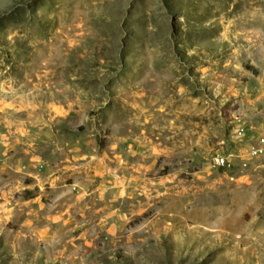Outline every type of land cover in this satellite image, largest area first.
Wrapping results in <instances>:
<instances>
[{"label": "rangeland", "instance_id": "obj_1", "mask_svg": "<svg viewBox=\"0 0 264 264\" xmlns=\"http://www.w3.org/2000/svg\"><path fill=\"white\" fill-rule=\"evenodd\" d=\"M0 264H264V0H0Z\"/></svg>", "mask_w": 264, "mask_h": 264}, {"label": "built area", "instance_id": "obj_2", "mask_svg": "<svg viewBox=\"0 0 264 264\" xmlns=\"http://www.w3.org/2000/svg\"><path fill=\"white\" fill-rule=\"evenodd\" d=\"M253 153L254 154H257L258 153V151L256 150H254L253 151ZM232 158V154H222V155H219L218 157H217V160H216V164L218 165V166H226V165H229V163H230V159Z\"/></svg>", "mask_w": 264, "mask_h": 264}]
</instances>
